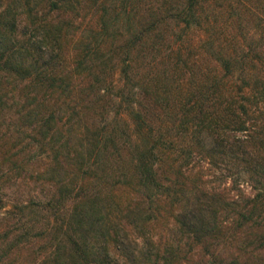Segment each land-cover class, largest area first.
Listing matches in <instances>:
<instances>
[{"label":"trees","instance_id":"16d2710c","mask_svg":"<svg viewBox=\"0 0 264 264\" xmlns=\"http://www.w3.org/2000/svg\"><path fill=\"white\" fill-rule=\"evenodd\" d=\"M88 9L94 24L83 22ZM118 17L121 39L105 46ZM80 72L115 97L108 120L84 121L72 83ZM139 92L151 95L153 117L135 105ZM1 111L16 119L7 130L35 139L54 184L48 197L18 205L15 241L47 235L45 264H172L177 247H160L146 228L163 213L132 199H163L175 229L193 239L215 234L199 196L189 201L198 187L183 168L194 152L244 160L253 203L264 200V0H0ZM101 181L127 186L128 197L111 207L106 193L104 208Z\"/></svg>","mask_w":264,"mask_h":264},{"label":"rangeland","instance_id":"374dc122","mask_svg":"<svg viewBox=\"0 0 264 264\" xmlns=\"http://www.w3.org/2000/svg\"><path fill=\"white\" fill-rule=\"evenodd\" d=\"M96 15L97 13L88 9L83 22L94 24ZM124 26L120 17L116 23H109L107 30L109 34L106 36L105 46L121 39L120 35L123 34ZM195 33L197 31L194 30L192 35ZM69 49L72 51L70 44ZM204 60V63L211 66L215 64L209 55L204 57ZM103 76L115 79V73L111 71L103 73ZM72 80L79 104L83 105L80 109L84 111L83 118L87 125H95L114 115L115 97L101 86L95 89L87 87L86 84L90 81L89 74L84 72L74 74ZM137 99L139 102L137 101L135 105L138 109L149 118L153 117L152 114L157 111V107L152 102L151 95H143L139 92ZM6 121L15 123L16 119L13 116L8 117V112L3 114L1 111L0 126L6 131V136L5 139H0V198L5 204V207L0 208V255L6 251L4 260L8 264H45L43 255L44 247L48 243L47 235L40 236L33 231L24 236L20 234L18 241H15L12 235L21 230L24 223V217L18 210V205L29 199H44L54 190L52 181L44 178L46 172L43 168L47 164L48 157L40 151L38 144H35V139H30L29 135L16 131L12 124L8 125L7 130ZM79 140L85 139L69 141L73 144ZM122 145L119 153L124 158L127 144ZM218 156L214 162H209L208 158L194 152L188 166L183 168V172L188 174V183L194 181L198 187L194 193L190 194L189 201L199 196L198 199L202 203L194 199L199 203L196 206L208 209L210 225L214 223L217 228L215 234L212 231L211 234L201 235L198 240L193 239L192 234L175 229L173 221L165 212L167 203L163 199H157L149 204L141 202L138 193L132 199L135 201L140 198V202L136 203L140 207H145V204L150 210L158 207L157 209L163 213L162 216L147 221L146 228L160 247L169 243L177 247L178 259L172 264H264V200L259 199L255 204L253 203L252 197L257 189L254 188L248 172L243 170L244 160L227 155L223 158ZM112 159L117 160L118 157L112 156ZM96 187L101 190V195L104 197L103 203L105 194L109 195L106 202L112 201L111 207L129 195V188L117 183L108 187L107 182L101 181L96 184ZM104 208L109 210L106 204ZM213 209H215L214 214L211 212ZM112 211L113 214L110 215L113 223L118 221L124 224L120 219L121 212L116 211L115 208ZM38 216L39 213L31 214V217ZM98 238L100 240L101 236ZM110 249H112L111 246Z\"/></svg>","mask_w":264,"mask_h":264}]
</instances>
